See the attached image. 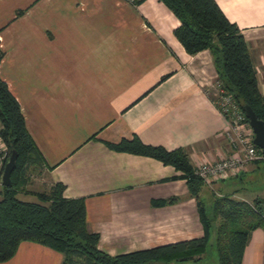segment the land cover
I'll list each match as a JSON object with an SVG mask.
<instances>
[{"label": "crops", "instance_id": "obj_1", "mask_svg": "<svg viewBox=\"0 0 264 264\" xmlns=\"http://www.w3.org/2000/svg\"><path fill=\"white\" fill-rule=\"evenodd\" d=\"M216 1L240 27L264 95V0ZM180 24L161 0H0V77L43 156L32 171L46 191L62 182L66 198L85 199L88 228L111 255L200 237L204 228L187 180L172 178L181 171L106 142L138 135L184 147L195 167L232 153L227 119L214 102L213 54L187 52L175 35ZM251 165L201 193L239 198L229 181ZM171 196L180 200L152 204ZM62 260L53 248L23 241L0 264ZM242 264H264V228L252 231Z\"/></svg>", "mask_w": 264, "mask_h": 264}, {"label": "trees", "instance_id": "obj_2", "mask_svg": "<svg viewBox=\"0 0 264 264\" xmlns=\"http://www.w3.org/2000/svg\"><path fill=\"white\" fill-rule=\"evenodd\" d=\"M161 1L179 18L181 24L175 29V35L187 52L196 54L210 49L218 81L242 108L250 104L264 121V95L240 27L228 19L216 0ZM0 125V136L9 154L14 150L18 153L12 186L2 184L0 190V262L10 260L21 242L32 241L62 253L61 264H196L213 241L217 264H242L252 231L264 228V199L257 197L248 201L232 193L219 196L213 192L212 199L207 201L201 196L206 184L196 173L187 148L167 149L147 144L135 135L106 144L114 150L153 157L181 171L172 178L187 180L190 195L197 199L204 234L111 255L99 248L100 233L88 228L85 199L66 198L62 182L53 184L47 191L36 192L37 201L18 196L24 191L32 169L43 163V156L27 128L20 102L1 77ZM179 200V196H171L153 199L152 204L164 206Z\"/></svg>", "mask_w": 264, "mask_h": 264}, {"label": "built area", "instance_id": "obj_3", "mask_svg": "<svg viewBox=\"0 0 264 264\" xmlns=\"http://www.w3.org/2000/svg\"><path fill=\"white\" fill-rule=\"evenodd\" d=\"M215 104L227 119L224 135L229 140L232 153L228 157L214 161H204L196 166V173L206 185H212L217 180H225L238 176L248 166L263 159L264 154L254 143V131L243 108L237 103L231 92L217 83ZM1 129V125H0ZM10 154L0 136V177Z\"/></svg>", "mask_w": 264, "mask_h": 264}, {"label": "rangeland", "instance_id": "obj_4", "mask_svg": "<svg viewBox=\"0 0 264 264\" xmlns=\"http://www.w3.org/2000/svg\"><path fill=\"white\" fill-rule=\"evenodd\" d=\"M37 176V171L35 172L33 170L30 172L25 188L27 189V191H31L32 193H19L18 196L20 198L25 200L37 201L38 197L35 193L46 191V189L40 185ZM229 184H231L232 189H235V192L238 193L239 198L253 200L259 197L261 199H264V157L257 162H253L251 167L245 172V175L242 179L230 180ZM1 187L2 183L0 177V190ZM215 190L220 192L218 189H216V187ZM212 193L213 190L205 188L201 193V196L208 201L212 199ZM217 262L218 255L213 245V241H211V244L208 245L207 251L204 254L202 260L196 264H217Z\"/></svg>", "mask_w": 264, "mask_h": 264}, {"label": "water", "instance_id": "obj_5", "mask_svg": "<svg viewBox=\"0 0 264 264\" xmlns=\"http://www.w3.org/2000/svg\"><path fill=\"white\" fill-rule=\"evenodd\" d=\"M243 110L248 117L250 124L254 131V143L259 146L264 154V121L260 119L250 104H244ZM18 153L16 150L12 151L8 161L6 162L1 176V183L5 186H12V172L16 167Z\"/></svg>", "mask_w": 264, "mask_h": 264}]
</instances>
